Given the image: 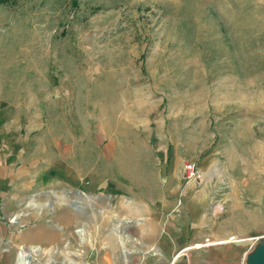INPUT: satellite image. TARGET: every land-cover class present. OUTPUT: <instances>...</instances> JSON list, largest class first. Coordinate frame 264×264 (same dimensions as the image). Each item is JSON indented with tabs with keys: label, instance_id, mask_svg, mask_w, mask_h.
<instances>
[{
	"label": "rangeland",
	"instance_id": "374dc122",
	"mask_svg": "<svg viewBox=\"0 0 264 264\" xmlns=\"http://www.w3.org/2000/svg\"><path fill=\"white\" fill-rule=\"evenodd\" d=\"M2 137L0 164L22 175L0 220L34 244L29 263L247 264L264 243V203L243 194L264 169V0L0 3ZM170 189L187 202L168 212L153 201ZM73 219L88 225L61 227ZM59 238L82 260L59 259ZM0 245V264H22Z\"/></svg>",
	"mask_w": 264,
	"mask_h": 264
},
{
	"label": "crops",
	"instance_id": "0c3cea01",
	"mask_svg": "<svg viewBox=\"0 0 264 264\" xmlns=\"http://www.w3.org/2000/svg\"><path fill=\"white\" fill-rule=\"evenodd\" d=\"M8 142H10V141H8V139L5 138V137H2V140H0V156H2L3 158H6V155H5V151L4 150L6 149L5 148V145ZM7 160L8 159H6L5 161L7 162ZM9 163H11V161H9L7 163H1L0 164V198H2V197L5 196V193H6V189H5L6 180L9 178V179H11L12 182H16V181L20 180V176L22 175V174H15V172L13 171V169H10V171H9V168H8V164ZM259 171L260 172L258 174V176H259L258 183H253V185H252L251 184V181H250L251 179H249L246 182H243V194L246 196L249 205L250 204H254V203H259V204L264 203V169H263V172H262L261 171V168H259ZM15 176H18V177H15ZM59 177L56 176L57 181H59L61 179H65L62 176H61V178H59ZM35 179L36 178H33V180H35ZM85 179H86L85 182H84L85 185H83V187H85V186L86 187H89V190H88L89 192H95L96 193V192H99L101 190H103L104 192L106 191V189H105L106 184H104L105 179H102V180L97 181V179H95L93 176H90V175L87 176V178H85ZM65 180H69V178H66ZM232 182H234V180H231L230 179V183H232ZM8 183H10V182L8 181ZM22 183H23V186L24 187L27 186V184H26L25 181H23ZM233 185H234V183H233ZM92 189H94V190H92ZM218 189H216L217 194H214V197H218L220 199L226 200L227 201V205L231 204L232 201H234V200L237 199V195H238V191L237 190H232V192H228L227 191L226 193H225V191H223L222 193L221 192L219 193V190ZM168 193L169 194L160 195L161 197L160 196L157 197L153 201V203L157 207L162 208L163 210L168 211V212L169 211H172L173 209L176 208L177 200L178 199L180 200L181 206L186 205V202H187L186 201V198H187V195L186 194H183V193H180L177 190H171V189L168 190ZM98 194H100V193H98ZM58 195H62V194H58ZM178 195H181L183 197L182 200H181V198H178V197H180ZM194 196L197 197L198 195L195 194ZM241 201H242V203L243 202L245 203V199H242ZM228 202H229V204H228ZM239 204H237V205H239ZM74 205L75 204L73 203L71 205L60 206L58 208L59 209V212H67V213H70L72 216H75L76 208H75ZM4 206L6 207V204ZM4 206L0 207V213H2L3 211H5V207ZM56 207H58V206H56ZM248 212H250V209H249ZM0 218H2L1 215H0ZM69 222L72 224V226L75 225L77 227L78 226L86 227L88 225L86 223V220L85 219L81 220V224L82 225L81 224L77 225L76 223H80V222L76 221V219H73L71 221H68L66 223V225H63V226L61 225V227L64 228V226H69ZM179 229H181V228H179ZM59 239L61 240L60 242L58 240L57 242H54L53 243L54 245L58 246V249L59 250H60L61 246H64V245L67 246V249H66L67 251H61L60 252L61 256H60L59 259H62V260H72V261H76V259L82 260V258H81L82 256L80 257V254L78 252H75L73 250V249H75V247H74L75 245L71 243L70 239H67V240H64L63 238H59ZM15 240L16 239L13 238L10 235V231L8 233H6L5 226H4V222L2 220H0V244L5 245V246H8V251L10 250L9 247H11L12 245L15 246L16 248H22L21 251H20V253H19V255H18V259L22 255L23 258L26 259V260H28V261L35 260V258L32 256V254L26 251L27 246H31V245H34V244L27 243L25 241L24 242H21V241L15 242ZM182 240H183V236H182ZM178 242H181V240H178ZM36 244H38V243H35V245ZM39 244H41V243H39ZM71 245L73 247H71ZM174 245L175 244H173V246ZM214 245H216V244H214ZM166 246L168 248H165V251L169 255V252L168 251L170 250L172 244L169 243V242H166ZM240 250H241V248H237L236 252H234V253L231 254V258L237 261L238 258L240 257ZM0 252H1V248H0ZM3 253L4 254H0V257L2 255L5 256V257H7V258L10 257V254L9 253H5V252H3Z\"/></svg>",
	"mask_w": 264,
	"mask_h": 264
},
{
	"label": "built area",
	"instance_id": "2783aa9c",
	"mask_svg": "<svg viewBox=\"0 0 264 264\" xmlns=\"http://www.w3.org/2000/svg\"><path fill=\"white\" fill-rule=\"evenodd\" d=\"M186 169L188 171V176L189 177L195 176L197 174V168H196V165L194 163H188V164H186ZM262 237H264L263 233L261 235H257V236L251 237V239H252L251 246L256 241H258L260 238H262ZM243 240H244L243 238H240L238 236L231 235L227 239L221 240L219 243L240 242V241H243ZM251 246H250L249 250L251 249ZM249 250H246L244 252L243 257L246 256V254L248 253Z\"/></svg>",
	"mask_w": 264,
	"mask_h": 264
},
{
	"label": "water",
	"instance_id": "95a60500",
	"mask_svg": "<svg viewBox=\"0 0 264 264\" xmlns=\"http://www.w3.org/2000/svg\"><path fill=\"white\" fill-rule=\"evenodd\" d=\"M179 254H176V256ZM173 258L174 260L176 259ZM247 264H264V243L257 246L252 252L247 255L246 258ZM173 264V263H172Z\"/></svg>",
	"mask_w": 264,
	"mask_h": 264
},
{
	"label": "bare ground",
	"instance_id": "6f19581e",
	"mask_svg": "<svg viewBox=\"0 0 264 264\" xmlns=\"http://www.w3.org/2000/svg\"><path fill=\"white\" fill-rule=\"evenodd\" d=\"M81 235H84V232H82ZM20 261H23L22 264H31L28 261H26V259H24L22 255L20 256Z\"/></svg>",
	"mask_w": 264,
	"mask_h": 264
},
{
	"label": "trees",
	"instance_id": "16d2710c",
	"mask_svg": "<svg viewBox=\"0 0 264 264\" xmlns=\"http://www.w3.org/2000/svg\"><path fill=\"white\" fill-rule=\"evenodd\" d=\"M10 0H0V3L1 4H5V3H7V2H9Z\"/></svg>",
	"mask_w": 264,
	"mask_h": 264
}]
</instances>
